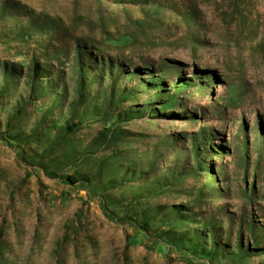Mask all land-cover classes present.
<instances>
[{"label": "rangeland", "instance_id": "1", "mask_svg": "<svg viewBox=\"0 0 264 264\" xmlns=\"http://www.w3.org/2000/svg\"><path fill=\"white\" fill-rule=\"evenodd\" d=\"M169 228L264 264V0H0V264H212Z\"/></svg>", "mask_w": 264, "mask_h": 264}, {"label": "trees", "instance_id": "2", "mask_svg": "<svg viewBox=\"0 0 264 264\" xmlns=\"http://www.w3.org/2000/svg\"><path fill=\"white\" fill-rule=\"evenodd\" d=\"M36 69V66H35ZM85 72L82 71V73H80V78H79V87H80V91L82 92L84 89H86V86L88 85V83L86 82V76L84 74ZM137 73V72H136ZM186 84H189V82H187ZM193 85H196L195 83H192ZM52 87V85H48L47 88L50 90V88ZM88 87V86H87ZM46 88V89H47ZM90 92H88L89 94ZM171 98L174 99V96L172 95ZM88 101L89 98H84L81 100V102L79 104H76L74 102L73 103V108H72V114L73 115H78V116H83L86 113H89L90 111H88L87 105H88ZM172 103V102H171ZM77 105L78 106H84L85 108V112H78L77 111ZM92 108H96V105H92ZM156 111H158V108H155ZM70 120L69 122L67 121L66 125H72V126H77L78 123L74 122L73 119H68ZM82 121V119H79ZM58 137V136H57ZM58 139V138H57ZM198 147H200V143L196 144V149H198ZM182 206V205H181ZM181 206H179V208H181ZM186 215V214H185ZM144 225L146 226L147 229L150 228V226L153 223V219L151 217V215H144ZM212 222V221H210ZM209 221L205 224L206 226H209L210 224H208ZM205 226V227H206ZM171 233L172 236L169 239L170 242L172 243V245H174L177 249H179L180 251H188L189 253H197L198 256H200L203 260H208L211 261L212 264H214L213 257L214 255L217 253V250L215 248H206L208 246H206V243L203 244L200 241L195 240L196 236L193 238L192 235H187V233H180L175 231L174 228L172 229H168L166 234ZM196 235V234H195ZM260 251H264V248H259ZM205 260V261H206ZM206 263V262H203Z\"/></svg>", "mask_w": 264, "mask_h": 264}]
</instances>
